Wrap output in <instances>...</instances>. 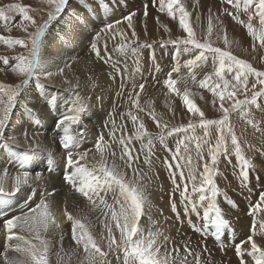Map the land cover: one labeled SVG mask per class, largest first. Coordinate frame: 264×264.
Wrapping results in <instances>:
<instances>
[{"label": "rangeland", "instance_id": "obj_1", "mask_svg": "<svg viewBox=\"0 0 264 264\" xmlns=\"http://www.w3.org/2000/svg\"><path fill=\"white\" fill-rule=\"evenodd\" d=\"M82 1L91 2V0H79L77 3L79 7L91 5L90 3L82 4ZM101 1H104V3H97L96 0V7L101 10L103 15V10L109 11L116 7L122 11V15L130 13L138 17L131 26L127 25V28L133 29L132 32L135 33L132 36L133 42L141 47L135 51L132 50V52L134 51L133 54L138 58L137 61L135 57L132 58V64L136 67L135 80L137 81V85L133 86L138 88L132 89L130 92L132 95H130L131 99H128L133 109L132 116H135L137 121L135 123L132 121L133 124L125 122V118L121 115L120 110L123 101L127 99V94L126 87L122 85V80H118L119 84H116L119 87L115 85L113 88V93L116 96L114 107H117V113L112 119L114 122L111 121L112 127L114 132L118 130L123 133L125 131H135V127H138L137 131L139 133V125L142 123L146 132L150 134L147 137L140 138L144 144L141 148L145 146V152L143 156H139L138 163L135 162L133 164L135 158L130 161L127 156L122 160L121 156L124 155V150H121V148L123 145L116 143L115 152L113 150L114 142L110 138L106 141H110L109 143L113 145L112 152L114 155L111 152V158L109 156L105 158L102 156L103 162H105L107 167L113 169L114 174H118V177L121 173L129 176L127 182L129 186L142 190L145 194L146 201L144 208L147 210V222H150L149 225L153 224V226H149L150 231L153 228V233L161 231L157 236L161 237V240L162 238L164 240V237L168 238L164 241H157V243H165L159 246L158 257L160 259L166 258L169 264H197V261L199 264H241L235 246L240 244L241 241H246L249 235L253 237L258 245L264 247V202H261L259 209L253 211L254 206L259 202L260 194L264 193V95L256 97L255 102H251L252 93L262 91L261 85L257 83L256 87L253 88L252 85L256 83V78L254 75L249 74L247 77V89L245 90L242 86L237 85L234 79V70L230 72L227 68H225L223 73V79H220L215 75L219 66H215L212 71L208 63L212 57L218 61V57H214L207 51V59L197 66L190 68L186 62L198 55L200 50L191 47L185 49L181 43L188 35L185 29L186 35L184 37L172 35L170 27L159 19V13L155 10V7H158L159 0H157L155 6L151 3L153 8L151 10H148L147 0H140L141 8L144 9V13L142 14L138 10H132V7L126 4V2H122V0ZM149 1L151 2V0ZM215 1L218 0H209L210 3ZM179 2H182V0H179ZM222 2L226 9L224 10L223 7L219 6L220 8H218L217 13H212L213 17L211 18L207 13L201 12L198 14L194 12L195 6L197 4H204V0H192L190 7L193 3L195 5L191 9L193 11L188 12L190 14L188 21L192 22L196 20L191 18L194 14L199 18L196 20V23H193L192 26L190 25L196 39L200 43L211 44L213 48L231 52L238 59L247 61L257 71L264 72V44L261 43L259 38L261 26L256 16V10H252V23L257 33L253 37L246 27L249 12L244 11L243 6H241L239 20L245 22L241 24L233 18L237 15V10L231 4H228L226 0H222ZM15 4L29 6V15L34 17L37 26L42 25L45 20H48L50 12L54 13V19L56 18L55 15L58 16L59 14L55 13L54 6L47 3L46 0H0V9L8 17L6 20L7 27L12 28V30L7 29V31L4 29V33L0 31V36L2 37L23 39L29 42L30 34L36 30V26L24 21L22 13L15 8L9 7ZM145 10L147 11V16H145ZM229 13H232V15H229ZM209 17L211 21H207ZM210 27L211 32H209ZM25 28L27 29L26 31ZM220 38L227 41V43L219 40ZM173 41L176 43H173ZM191 50H195L196 53L191 52ZM29 53L30 48L9 44L0 39V58L7 57L9 61L8 65H5L2 59H0V84L11 86V89L5 88L3 91H0V116H3L4 108L8 106L9 92H17L16 99L11 104V111L8 114L5 129L9 124V120H12L13 111H15L20 94H22V86L29 79L13 71V66L16 63L15 58L21 55L27 57ZM104 58H108L110 61L109 63L107 61V68L103 67L101 71L108 73V78H111L110 67L113 70L117 68L118 60H114L111 54L107 56L106 53L105 57L100 59L104 60ZM176 68H178V71H174ZM119 69H122L120 65ZM201 72H203V78L209 75L214 79L213 82H209V89L216 84L220 85L216 93L212 92L210 97H208L209 95L206 96L204 103H207L206 105L209 107L207 113L204 114L206 119L219 120L222 118L223 113L220 110L222 101L217 94L221 91L226 93L236 90L237 99L244 100L247 97L250 101L247 105L230 111L229 122L225 125L224 131L227 152L221 149L215 165L211 161L210 150L216 145L219 126H210L206 134V130L199 124V115H192L188 107L183 108L176 103L167 106L168 102L160 100L165 95L166 98L170 97L171 101L175 100L186 104L184 96L187 92L185 89L177 87V83H180L178 80L182 75L183 77L190 78L193 81V85H197L198 82L200 83L204 80L201 79ZM169 74H171L170 78L175 81L173 86L176 89L175 91L170 90L165 84V81L169 79ZM22 81L25 82L21 85ZM224 81L228 82L227 88L224 87ZM37 83H40V81H37ZM18 85L20 87L17 90ZM141 85H143V89H141ZM193 85L189 84V87ZM38 87L35 88L36 91H38ZM102 92L104 93L105 91L102 90ZM187 96L192 102L194 101L192 95L187 93ZM51 97L55 101L58 99V97L53 95ZM212 100L215 102L213 103ZM233 102L225 97L223 101L224 107H230ZM194 104L198 107L197 103ZM53 106L55 105L53 104ZM180 111H183V113ZM30 116L29 124L32 129H35L34 124L36 120H34L35 118L32 115ZM190 124L194 125V127L189 128ZM229 126L240 143V148L242 149L241 155L249 162L248 167L244 166L240 156L235 151L231 141V134L228 132ZM172 128H181L183 130L173 133L170 131ZM139 134L142 135L141 133ZM161 136H163L162 140L160 139ZM123 137L125 138V136ZM1 139L2 137L0 141ZM149 140L151 141L150 145ZM197 143L200 144L199 150L197 149ZM112 158L113 160H111ZM140 161L143 162L141 163ZM205 162L208 163L218 192L213 197L212 192L207 191L205 193L207 199L204 202H200V193L192 191L194 182L190 177L193 174L196 176L195 186L199 188ZM15 164L18 165L17 163ZM169 164H172L171 168ZM177 164L181 167L177 168ZM181 170L184 172L183 177L180 175ZM173 173H175L174 180ZM185 184L188 186L187 195L190 197L188 203L190 204L192 201H195L197 204L195 211L187 213L185 212L186 202L181 198V192L184 190ZM177 185H179V188H177ZM69 188L67 184L65 195H67L66 191ZM100 194L102 197L108 198L104 201L106 202L104 208H109V205H111L112 199L109 200L110 196L111 198L114 196V200H119L120 204L123 203V197L120 196L118 188L116 191L112 189L107 190V192L101 191ZM72 200L74 201V199ZM173 200L175 201V209L172 207ZM213 205L221 210L223 218L228 221V224L220 227L219 230H217V225L213 223L215 219V212L211 211ZM206 211H208L207 217L204 215ZM104 214H107V219L105 218L102 225L99 222L94 223L95 230L92 236L96 241L97 236L101 235L100 231L103 232L105 230L103 225L108 220L110 221L107 224L110 227L112 224L115 225V222H111L109 214L107 212ZM151 221L153 222L151 223ZM114 225L112 229H116L118 233L119 229ZM159 227H162L161 230ZM161 233H164V235ZM165 234L167 235L165 236ZM98 245L100 246L99 243ZM186 246L190 250V253L186 251ZM81 247L84 248L83 243ZM242 247L250 250L251 245L250 243H245ZM102 250L104 251V249ZM120 254L121 252H115L114 256L111 257L110 253H108L107 259L104 257L106 264H124L123 256L118 258ZM63 255L62 253H58L56 257L57 264L64 263L65 257ZM243 259L245 264H254L253 258L247 252H245Z\"/></svg>", "mask_w": 264, "mask_h": 264}, {"label": "bare ground", "instance_id": "obj_2", "mask_svg": "<svg viewBox=\"0 0 264 264\" xmlns=\"http://www.w3.org/2000/svg\"><path fill=\"white\" fill-rule=\"evenodd\" d=\"M78 2L79 0H66L62 11L58 16L55 15L56 18L54 20L50 21L43 37L40 59L42 64L45 65L46 71L51 72L52 76L41 75L40 83H37L35 77H31L23 84L22 94L18 98L12 120H9V124L4 130L5 132L0 141V181L3 182L5 192L13 191L14 178L17 174L23 171L30 173L29 183L23 185L19 193L13 197L0 196V264H6L3 258L5 252L11 257L26 261V264H33L30 256L25 253L15 252L14 246L17 243H20L23 247H28V245H25L23 241H17L15 238L12 240L8 239L9 233L5 227V221L13 216L24 215L28 211V207H35L41 197L49 205L48 211L52 217L47 230L41 231V238L48 242V264H57L56 257L58 253L64 254L63 264H95V261L88 259L84 248L81 247L82 243L78 244L73 239V223L75 220H80L87 231L92 234L95 230L94 223L99 222L101 225L104 223L107 215L104 214L105 212L109 214L110 218L113 211L119 213L120 203L114 200V196L112 198L110 196L109 200L112 199V203L109 201L111 203L109 208H104L106 206L104 201L108 199L107 197H102L100 194L98 197L94 196L93 201H89L76 187L66 181L65 177L74 173L76 169L67 163L69 149H65L61 143L65 135L73 137L75 146L71 147V151L74 157L78 159V154L87 152L85 160L79 161V163L87 165L90 170L106 166L101 158L102 156L111 158L110 153L113 145L109 143L110 141H106L109 138L114 142L113 150L116 152L115 144L119 143L122 145L121 136H125V138L132 137L131 140H127V143L135 157L133 164L145 152V146L141 148L144 145L143 142L140 138H137L140 136V131L139 133L137 131L138 127H135V131H125L123 133L118 130L114 132L111 124V121L114 122L112 119L117 113V107H114L116 96L113 93V88L117 85V81L122 80V85L126 87L127 99L123 101L120 110L125 122L132 123L133 109L129 101L131 99L130 92L132 89L138 88L133 86L137 85V81L135 80L136 67L132 64V58L135 57V60H138L133 53L141 47L133 42V29L127 28L129 23L124 19L130 13L122 15V11L114 7L113 10H103V15L96 5L97 3H104V1L97 0V3L96 0H91V2L82 1V4H91L88 6L82 5V7L77 5ZM122 2H126L132 7V10H138L141 14L144 13L140 0H122ZM191 2L192 0H182L180 4L184 6L187 12H191L195 5L193 3L190 7ZM147 4L148 10L153 9L149 0H147ZM219 6L223 7L224 10L226 9L222 0L212 3L209 0H204V4L195 6L194 12L198 14L201 12L207 13L212 18V13H217ZM158 8L159 4L158 7H155V10L159 13V19L170 27L172 35L184 37L186 31L180 25L179 15H177L179 12L177 11L174 16H170L166 11L160 12ZM210 17L207 18V21H211ZM136 18L138 17L133 15L131 24L134 23ZM191 18L199 19L195 14ZM196 20L188 21V23L192 26L193 23H196ZM7 25V21L0 18V31L3 32L4 29L6 31L7 29L12 30ZM108 25L112 26L111 29L107 27ZM219 40L225 41L222 38ZM91 43L97 45L95 49ZM97 50L99 55H97ZM132 50L134 51L132 52ZM191 52L196 53L195 50H191ZM105 53L107 56L109 54L113 55L114 60H118L117 68L113 70L110 67L111 78H108V73L101 71L103 67L107 68L110 61L108 58H104L105 61L100 59L105 57ZM208 63L212 71L215 66H219L218 61L213 57ZM119 65L122 67L121 70ZM59 69H64V71L60 72ZM201 75V79H205L203 78V72H201ZM207 76L211 78L209 82H213L212 76ZM180 77L178 80L180 83H177V87L185 89L188 94L192 95L193 103H197L200 111L206 114L209 107L204 102L206 101V96L209 95L208 97H210L213 91L208 87L200 86L199 82L197 85H193V81L190 78L182 75ZM189 84L193 86L189 87ZM36 87H38V91H36ZM102 90L105 92L103 93ZM52 95L58 97V99L55 101L51 97ZM163 97L160 100L168 102L167 106L176 103L180 107H188L182 102L171 101L170 97L166 98L165 95ZM154 100L156 101V99ZM212 102L214 103L215 101L212 100ZM81 109L84 110L81 111ZM180 112L183 113V111ZM30 115L36 120L35 129H32L29 124ZM74 115L78 116L77 123H72L71 121H65L63 125L59 123L65 120L66 117ZM192 115L199 114L192 113ZM101 136L104 139L98 148L97 141ZM121 150H123V147ZM140 162L142 163L143 161ZM5 171L7 173L6 176ZM37 174H39V179L36 178ZM133 177L135 178V176ZM119 178H122L126 183L129 180V176L125 173L119 174ZM136 179L138 178L136 177ZM67 184L70 188L66 191L67 195H65ZM33 192L35 195L26 205L25 201ZM69 214L73 217L72 220L68 219ZM140 219L138 227L147 235V230L150 231L149 226H153V224L149 225L150 222H147V210L145 208L144 215ZM111 222L114 223L115 221L111 218ZM113 225H111V228ZM153 229L151 232H154ZM112 231L118 237L119 232L117 233L116 229H112ZM13 232L16 236H22L24 240H30L32 244L37 245L38 248L40 247L34 233L29 231L27 227H18L13 229ZM100 232L101 235L96 238L100 247L113 257L115 251H109L107 248L106 238L108 233L106 229ZM160 238L157 237L158 242L161 240ZM157 244L161 246L165 243ZM120 256H123V252L118 258Z\"/></svg>", "mask_w": 264, "mask_h": 264}, {"label": "snow or ice", "instance_id": "obj_3", "mask_svg": "<svg viewBox=\"0 0 264 264\" xmlns=\"http://www.w3.org/2000/svg\"><path fill=\"white\" fill-rule=\"evenodd\" d=\"M47 3L51 4L55 8V13H60L65 6L66 0H46ZM157 0H151V3L155 6ZM228 4H231L236 10L237 15L233 18L238 20L239 23L244 24V21L239 20V10L241 6H243V10L249 12L248 22L246 27L248 28L250 34L255 37L256 29L252 23L253 15L252 10H256V16L258 17L260 24V41L264 44V0H226ZM9 7L17 9L23 15L24 21L29 22L33 26H36L35 32L31 33L29 36V42H26L23 39H12L10 37H2L6 43L13 45H21L25 48H30L29 56H18L15 58L16 63L13 66V71H16L26 78L35 77L37 81L40 80L41 75H46L48 77L52 76L51 72L46 71L45 65L42 64L40 59V49L43 44V37L46 34L48 25L52 19H54V13L50 12L48 16V20H45L42 25H36V20L33 16L29 15V6H23L20 4L10 5ZM160 12H167L168 15L174 16L175 13L179 12V22L182 28L187 31V37L184 38L181 43L184 45L185 49L189 47L194 49H199V54L196 55L193 59L188 60L186 63L191 68L197 66L199 63L205 61L207 59L206 51L211 53L214 57H218L219 68L216 71L215 75L220 79H223V73L225 68L228 71L235 72L234 79L237 82L238 86H242L245 90L247 89V77L249 74L254 75L256 78V83H253L252 87L255 88L258 83L261 85L262 91H257L252 93L251 102H255L256 97L260 95H264V72L257 71V69L253 68L251 64H249L245 60L238 59L236 56H233L231 52L223 51L219 48H213L209 43H200L193 32L190 24L188 23V16L190 15L184 8L182 4H180L179 0H159V8ZM132 15L129 14L125 19L128 21L129 26L132 23ZM232 15V13H229ZM145 16H147V11L145 10ZM0 18L7 20L8 17L5 16V13L2 9H0ZM111 29V25L107 26ZM27 29L25 28V31ZM209 32H211V27L209 28ZM135 35V33L133 32ZM227 43V41H225ZM173 43H176L173 41ZM92 47L95 49L96 45L93 44ZM122 47V46H121ZM97 55H99V51L97 50ZM5 65H8L9 61L7 57L0 58ZM67 67V65H66ZM60 72H63L64 69H59ZM174 71H178V68L174 69ZM171 74H169V79L165 81V84L168 88L175 91L176 89L173 87L175 81L170 78ZM210 77L206 76L204 80L200 83L203 87H209ZM25 81L21 82V85ZM20 85L17 86V90ZM143 89V85L140 86ZM224 87H228V82L224 81ZM5 88L11 89L10 85L0 84V91H3ZM220 88L219 84H216L211 90L216 93L217 89ZM220 96L221 104L220 110L223 113L222 118L219 120L206 119L204 113L200 111V109L190 100L188 99L187 93H185L184 99L188 106V109L192 113L199 114V124L202 128L206 130L212 125H218V139L216 145L210 150L211 151V161L213 165L218 160V155L220 154L221 149L224 152H227L226 141L224 136L225 125L229 122V114L231 110L239 109L243 105H247L250 101L247 97L244 100L237 99L236 90L224 92L221 91L217 93ZM17 92L10 91L8 94L7 104L8 106L4 108L3 116H0V137H3L6 120L8 118V114L11 111V104L16 99ZM225 97L229 101H234L230 107H224L223 101ZM84 109H81L83 111ZM132 121L135 123L137 118L135 116L131 117ZM155 119V117H154ZM65 121H71L72 123L78 122V116L66 117L65 120L60 121L59 123L63 125ZM167 127V125H165ZM189 128L194 127V125H189ZM181 128H172L170 131L175 133L182 131ZM139 131L142 135L137 138L147 137L150 134L146 132L144 129V125L140 123ZM228 132L231 134V141L235 148L237 155L240 156L241 161L243 162L245 167L249 166L248 160L241 155L242 149L240 148V143L232 132L231 127H228ZM132 137L124 138L121 136L120 140L123 145L124 155L121 156L123 160L125 156L131 161L135 157L132 154L131 148L129 147L126 140H131ZM163 139V136L160 137ZM103 141V137L97 141V147L99 148L101 142ZM62 146L65 149H69L67 154V163L70 166H74L76 171L65 177L66 181L76 187L77 190L86 197L89 201H93L94 196H99L101 191L107 192V190L112 189L116 191L118 188L119 194L123 197V203L120 204V211L116 213L112 212V220L115 221L116 228L119 229V237H117L112 228L106 223L104 225L108 236H107V248L109 251H115L117 253L123 252L124 264H169V261L165 259H160L158 257L160 248L157 244V236L159 233H153L151 231L148 232L147 235L144 234L143 230H141L138 225L140 218L144 215V203L146 201V196L142 190H138L135 187H130L128 183H126L122 178L118 177V174H114V171L107 166H101L99 169H89L87 165H82L79 161L85 160L87 156V152L78 154V159L73 156L71 151V147H74L73 137L70 135H65L62 138ZM151 141L149 140V145ZM197 149H200V144L197 143ZM114 155V153H113ZM131 166V165H129ZM23 167V165H21ZM169 167H172V164H169ZM177 168L181 166L179 164L176 165ZM7 175L5 171V176ZM181 177L184 176V172L180 171ZM30 173L28 171H23L19 173L14 178V187L13 191L5 192L3 182L0 181V196L3 197H13L17 193L21 191L23 185H27L29 183ZM37 179H39V174H37ZM194 184L192 191L199 192V201L204 202L207 199L206 192L211 191L212 196H216L218 189L214 184L213 177L211 175V170L208 167V163L204 164V171L201 173V184L200 187L197 188L195 186L196 176L193 174L190 177ZM175 179V173H173V180ZM135 183V181H133ZM78 185V187H77ZM115 186V187H114ZM179 188V185H177ZM188 186L185 184L184 190L181 192V198L185 203V212L195 211L197 208V204L195 201H192L190 204L188 201L190 197L187 195ZM35 195L33 192L28 196V199L25 201V204H28V201L32 200V197ZM103 202V198L101 197ZM120 203L119 200L116 201ZM261 202H264V193L260 194L259 202L254 206L253 211L259 209L261 207ZM172 207L175 209V201L172 202ZM49 205L45 202L43 197L40 198L39 202L35 204V207H28V211L24 215L13 216L5 221V227L9 233L8 239L12 240L15 238L17 241H23L25 245L28 247L21 246L20 243H17L14 246V250L17 253H25L30 256L33 264H48L47 254H48V242L41 238V231L47 230L49 221L52 220V217L48 211ZM211 211L215 212V219L213 223L217 225V230L220 227L228 224V221L223 218L221 210L215 205L212 206ZM205 217L208 216V211L204 213ZM68 219L72 220L73 217L69 214ZM18 227H27L29 231L33 232L35 235V239L39 241L40 247L32 244L30 240H24L22 236H16L13 232V229ZM82 230V231H81ZM72 235L73 239L76 243H83L84 251L88 256V259L95 261V264H106L104 257L108 255V252L103 251L101 247L98 245L97 241L94 239L92 234L87 231L84 224L81 223L80 220H75L72 226ZM167 240V237H164ZM245 243H250V250L244 249L242 246ZM236 253L240 257L241 264H245L243 259L245 252L250 255L254 264H264V247H261L257 244V242L253 239L251 235H249L246 241H241L240 244L236 246ZM186 251L190 253V250L186 246ZM4 260L6 264H26V261L20 260L16 257H11L5 252ZM197 264L199 262L197 261Z\"/></svg>", "mask_w": 264, "mask_h": 264}]
</instances>
